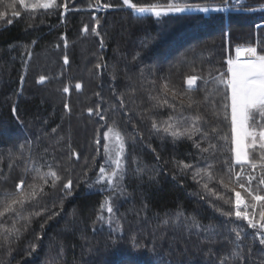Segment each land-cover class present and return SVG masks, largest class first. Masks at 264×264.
Masks as SVG:
<instances>
[{"label": "trees", "instance_id": "obj_1", "mask_svg": "<svg viewBox=\"0 0 264 264\" xmlns=\"http://www.w3.org/2000/svg\"><path fill=\"white\" fill-rule=\"evenodd\" d=\"M11 2L0 0V11L7 13L0 19V173L8 177L0 181V191L14 190L21 176L31 178L32 173H25L29 163L25 157L30 155L36 167L43 163L42 157L51 161L55 156L62 177L71 175L74 192L64 199L59 216L47 220L45 212L34 217L19 240L10 237L9 244L3 239L4 229L11 228L13 221L0 227V264H221L222 260L224 264H264V246L255 230L234 215V193L216 185L223 199L206 198L202 185L193 179V169L180 167L182 163L200 169L212 165L217 171L230 162V123L219 128L227 140L214 141L215 155L202 158L190 140L174 143L153 132L152 117L158 113L160 119H167L170 110L154 109L149 99L160 94L161 77L183 85L188 75H195L200 79L194 88L199 90L191 94L200 99L203 115L215 123L212 102L220 95L217 79L227 71L226 59L235 58L237 48L256 47L264 54V27H258L264 26V3L243 0L246 6L241 7L240 0H231L223 13L195 11L157 20L123 7L122 0H63L71 9L63 18V9L46 15L43 10L25 11L18 4L21 15L13 17L8 8ZM97 2L112 7L97 12ZM132 2L167 7L175 0ZM187 2L224 6L223 0ZM93 15L100 20V36L91 33L96 27ZM85 26L88 33L83 32ZM65 54L68 65L63 61ZM42 75L46 79L40 84ZM66 102L70 113L65 111ZM97 103L105 120L88 115ZM109 128L120 132L125 147L127 172L116 191H104L106 184L96 183L99 167L105 163L103 135ZM25 141L32 142L31 148L26 145L21 156L19 146ZM70 150L80 156L79 161L70 157ZM237 190L247 201L243 190ZM45 192L48 195L38 204L26 208L47 205L59 211L63 198L59 186L56 190L46 187ZM106 201L113 204L114 215L106 207L101 210ZM22 223L16 222V227ZM238 230H242L239 240Z\"/></svg>", "mask_w": 264, "mask_h": 264}, {"label": "snow or ice", "instance_id": "obj_2", "mask_svg": "<svg viewBox=\"0 0 264 264\" xmlns=\"http://www.w3.org/2000/svg\"><path fill=\"white\" fill-rule=\"evenodd\" d=\"M223 2L224 6L208 7L189 3L187 0H184L183 3L180 0H175V2L167 4L166 9H161L156 4L145 7L133 3L132 0H122V6L132 10L134 13L151 14L154 18L160 20L169 14H184L193 10L204 15L210 12L223 13L228 10L227 5L231 0H223ZM261 3H264V0H261ZM17 4L25 11L30 10L31 13H36L43 10V14L46 15H51L63 9V12H61L62 18L67 11L71 10L69 4L63 2V0L59 3L58 0H31V3L28 0H12L8 8L12 9L13 17L21 15L16 8ZM240 6H246L243 0H240ZM110 7H112L110 4L97 2L95 10L100 12ZM250 10H254V8ZM6 15L5 11H0V19H4ZM92 19L95 21L96 27L91 29V33L100 36L101 33L97 32L100 20L95 15H93ZM7 22L11 23V20ZM83 32L88 33L89 28L85 26ZM61 39H64V37L62 36ZM64 46L67 47V41H65ZM100 47H104L102 39ZM242 52L246 53V57H242ZM235 53V59H226L227 71L226 73L221 72L217 79L219 87H217L216 91L220 95L217 100L212 102V112L216 119L215 123H210L203 115L200 108V99L195 98L191 94L199 90L194 88L198 79H200L199 77L188 75L184 79L183 85H176L166 77H161L162 87L157 90L160 94L150 95L149 99L154 102L152 104L154 109L160 111L167 109L170 111L167 119H160L158 113L154 115L151 128L158 135L170 137L174 143L180 140H190L193 147L197 150V154L203 158L204 154L215 155L218 145L214 141L227 140L226 136H221L219 128L223 123H230L231 143L233 145L230 162L225 161L224 167L217 171L212 170V165H208L206 169H200L191 164L182 163L180 167L182 171L193 169V179L202 185L206 198L216 197L223 199L216 185H220L234 193V215L236 219L246 221L247 227L255 230L259 244L264 246V187H262L264 186V54H259L256 47H248L243 50L237 48ZM100 60L102 61L103 57ZM63 61L65 65L69 64L67 54L64 55ZM101 66L100 62L95 65L97 69ZM45 79V76L42 75L37 82L43 84ZM21 81L23 82V77H21ZM204 84L207 85L208 81H204ZM75 88L79 91L81 84L77 83ZM68 91V87L63 88V92L67 93ZM97 95L99 96L100 93H97ZM204 102L205 104L208 102L207 95L204 97ZM119 107L121 109L125 108L123 100L120 101ZM64 108L66 113H70L71 110L67 102L64 104ZM12 110L13 113L16 112L15 107ZM94 114L100 120L106 119L101 112L100 103H97L95 108L88 109L89 116ZM52 132L55 133L56 129H52ZM103 139L107 142L104 145L105 163L99 167L96 183L106 184L107 187L104 188V191L109 189L116 191L127 172L124 166L126 161L124 139L119 131H114L112 128H109L104 133ZM31 143V141H25L24 144L19 146L21 156H25L26 145L30 150ZM95 143L97 145L100 143L99 134H97ZM97 153H99V148H97ZM69 155L70 157H75L77 161L80 160V156L74 150H70ZM25 159L29 161L25 166V173H32L31 178L27 179L26 176H21L19 182L15 184L14 190L0 191V227L9 220L13 221L11 228L4 229L7 235H3V239L9 244L13 242L10 237L19 240L23 236L24 232L30 228L34 217L40 216L45 212L49 213L47 220L59 216L63 211L64 199L72 196L74 192L71 175L62 177L61 166L55 156L51 158V161L42 157L43 163L39 167L34 166L30 155L26 156ZM94 160L95 157H93L92 161L93 166ZM157 160H159V157H157ZM88 163L89 161L85 158V164ZM236 166H239L238 169ZM44 168L47 170H43ZM90 170L91 168L85 169L84 176H87V172ZM257 170H259V174ZM7 179L6 174L0 173V181H6ZM58 186L63 193V198L59 201V211H51L47 205L31 211L26 208V205L38 204L45 195H48L45 192L46 187L56 190ZM91 187L92 185H89V188ZM237 188L243 190L248 198L247 201H245L241 191H238ZM226 202L230 203L231 201ZM55 203V201L52 202L53 207ZM105 207L110 216L114 215L113 204L106 201L104 205H101V210L103 211ZM180 215L181 213H178L177 218ZM222 215L230 216L232 213L222 212ZM19 221H23V223L20 227H16V222ZM193 224L197 228L200 227L195 220H193ZM43 227L44 224H41V229ZM241 235L242 230L236 231L237 240L240 239ZM40 238V236H37V239ZM10 251L11 249L9 248ZM35 251L36 245H32L31 252ZM31 252L29 255H31ZM234 255H238V253L234 252ZM221 264H224L223 260Z\"/></svg>", "mask_w": 264, "mask_h": 264}, {"label": "rangeland", "instance_id": "obj_3", "mask_svg": "<svg viewBox=\"0 0 264 264\" xmlns=\"http://www.w3.org/2000/svg\"><path fill=\"white\" fill-rule=\"evenodd\" d=\"M161 9H166V7H160ZM189 12H195V10H193V11H189ZM196 12H198V11H196ZM248 48V47H247ZM240 49H246V48H240ZM242 57H246V55L245 54H242ZM236 58V57H235ZM235 58H233V59H235ZM108 131V130H107ZM106 131V132H107ZM105 143H107L106 141H105ZM232 147H233V145H232Z\"/></svg>", "mask_w": 264, "mask_h": 264}, {"label": "bare ground", "instance_id": "obj_4", "mask_svg": "<svg viewBox=\"0 0 264 264\" xmlns=\"http://www.w3.org/2000/svg\"><path fill=\"white\" fill-rule=\"evenodd\" d=\"M242 54H245L246 55V53H243V52H242Z\"/></svg>", "mask_w": 264, "mask_h": 264}]
</instances>
